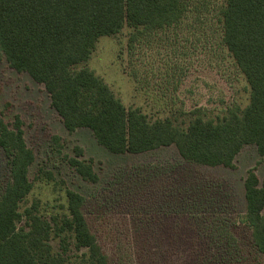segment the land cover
I'll return each mask as SVG.
<instances>
[{
    "label": "trees",
    "instance_id": "1",
    "mask_svg": "<svg viewBox=\"0 0 264 264\" xmlns=\"http://www.w3.org/2000/svg\"><path fill=\"white\" fill-rule=\"evenodd\" d=\"M211 19L250 87L248 106L230 108L217 120L195 114L180 123L181 106L176 114L172 108L171 116L153 120L139 108L128 109L93 71L78 69L100 38L126 27L135 56L152 43L171 45V31H196ZM0 49L10 68L45 88L68 132L88 129L112 154L174 147L187 163L227 169H235L247 146L264 157V0H0ZM177 85L171 105L178 102ZM0 149L8 170L0 192V264H120L100 243L81 194L67 190L64 213L44 215L37 203L23 209L34 188L29 173L36 156L20 117L10 123L0 115ZM83 156L75 147V156L66 160L85 182L97 184L94 163ZM244 188L250 241L264 256V180L255 168Z\"/></svg>",
    "mask_w": 264,
    "mask_h": 264
},
{
    "label": "rangeland",
    "instance_id": "2",
    "mask_svg": "<svg viewBox=\"0 0 264 264\" xmlns=\"http://www.w3.org/2000/svg\"><path fill=\"white\" fill-rule=\"evenodd\" d=\"M129 36L126 27L117 36L100 38L90 60L78 67L93 71L128 109L139 108L154 120L171 116L172 108L176 114L181 106V123L195 114L217 120L230 108L248 106L250 87L221 44L216 19L196 31H171V45L152 43L135 56ZM177 82L178 102L171 105ZM0 115L10 123L20 117L36 156L29 173L34 188L23 209L37 203L44 215L64 213L67 190L81 194L93 230L116 263L264 264L245 222L248 171L255 168L264 180V157L256 146L241 151L235 169L187 163L174 147L112 154L90 130L68 132L45 88L10 68L1 49ZM75 147L93 161L97 184L85 182L68 165ZM7 179L0 149V192ZM53 244L57 249L58 242Z\"/></svg>",
    "mask_w": 264,
    "mask_h": 264
}]
</instances>
